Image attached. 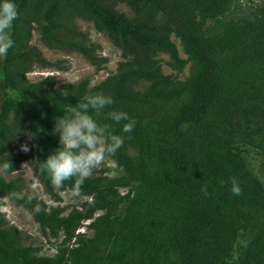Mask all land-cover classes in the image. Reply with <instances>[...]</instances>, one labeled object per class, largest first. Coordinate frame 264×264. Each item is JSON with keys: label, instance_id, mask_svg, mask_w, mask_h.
I'll use <instances>...</instances> for the list:
<instances>
[{"label": "trees", "instance_id": "16d2710c", "mask_svg": "<svg viewBox=\"0 0 264 264\" xmlns=\"http://www.w3.org/2000/svg\"><path fill=\"white\" fill-rule=\"evenodd\" d=\"M12 2L18 18L3 65L8 94L0 108V198L28 209L45 237L55 239L56 254L25 245L0 207V264H264V3ZM80 19L121 51L117 72L96 85L87 78L61 84L55 74L31 81L36 69H68L31 44L34 32L48 48L78 52L104 69L109 60L78 28ZM161 55L175 74L164 72ZM189 65L191 74L180 79ZM100 91L114 103L92 114L124 139L115 154H106L121 173L94 171L80 186L72 178L54 187L42 163L60 146L56 118ZM111 111L127 112L136 121L133 131L124 133L126 121L115 123ZM25 144L28 152L21 150ZM23 163L54 201L67 190L91 201L67 213L23 196L24 184L1 172L12 175ZM231 177L240 183L239 196ZM89 219L88 233L73 243Z\"/></svg>", "mask_w": 264, "mask_h": 264}, {"label": "clouds", "instance_id": "9594fccd", "mask_svg": "<svg viewBox=\"0 0 264 264\" xmlns=\"http://www.w3.org/2000/svg\"><path fill=\"white\" fill-rule=\"evenodd\" d=\"M17 18L18 10L15 3L12 0H2L0 3V57L6 56L8 50L13 47L14 42L9 30ZM113 103L112 96L100 91L94 95H85L78 104L66 108V114L63 117L56 118L53 131L59 134L60 146L42 163V168L49 173L54 187H62L66 180L72 178H75L77 186L82 185L106 154H115L123 146V137L115 134L112 125L98 123L92 114L94 112L96 116H99L103 109ZM107 116L117 124L126 121L122 128L124 133L132 132L136 125V121L127 112L111 111ZM21 150L28 152L30 149L25 144L21 146ZM230 183L233 195H241L242 189L238 179L231 177ZM201 191L205 195L208 194L206 186L202 187ZM75 193L78 195L77 192ZM86 200L91 201V198L84 197L83 201ZM36 210L40 211L39 208ZM92 222L91 219L83 222L76 231L73 243L78 235L88 233V226ZM51 250L54 253L48 256L56 254L54 247Z\"/></svg>", "mask_w": 264, "mask_h": 264}, {"label": "rangeland", "instance_id": "374dc122", "mask_svg": "<svg viewBox=\"0 0 264 264\" xmlns=\"http://www.w3.org/2000/svg\"><path fill=\"white\" fill-rule=\"evenodd\" d=\"M247 5H261L264 0H243ZM78 28L84 32L94 44L100 45L97 51L98 56L107 58L108 63L104 64V69L97 71L96 67L91 64L85 57L78 52L67 53L60 50H52L48 48L39 38L38 33L34 32L31 44L36 46L43 53L44 58L53 63H59L60 66L68 67L67 70L57 71L54 69L39 70L36 69L33 73L29 74L31 81L37 82L42 77L55 74L61 84H74L83 79H90L93 85L99 84L104 81L108 76L115 74L119 63L123 60L121 51L116 48L110 39L103 33L98 32L92 23L85 22L83 20L77 21ZM175 40V39H174ZM176 41V40H175ZM180 48L181 55L186 57L183 52L179 41H176ZM4 57H0V108L6 95L8 94L5 89V77L3 71ZM163 63V69L166 74H175L166 61L168 56L161 55ZM191 65L187 66L185 72L179 76L180 79H185L191 74ZM29 147V144H27ZM255 163H258L256 156H253ZM102 173L105 176L113 177L121 173V170L117 168V165L107 155L96 166L93 172ZM2 174L10 180V178H17L24 184L22 191L23 196L38 197L40 200L46 201L49 205H60L65 207L66 212L70 211L72 206H80L83 202V198L79 197L74 191H64L61 193V201L57 202L51 199L50 195L46 193L44 187L39 180V174L28 164L23 163L18 168L17 172L12 175H8L3 169ZM1 212L9 221L10 225L17 226L23 233L25 238V245H32L40 249L41 254L51 255L54 253L51 249L55 239H48L41 231L39 225L36 223L32 213L26 209L23 205L11 200L10 198H0ZM59 243V242H58Z\"/></svg>", "mask_w": 264, "mask_h": 264}]
</instances>
